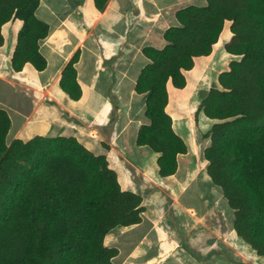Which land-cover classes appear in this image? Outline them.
Returning <instances> with one entry per match:
<instances>
[{"label": "trees", "instance_id": "16d2710c", "mask_svg": "<svg viewBox=\"0 0 264 264\" xmlns=\"http://www.w3.org/2000/svg\"><path fill=\"white\" fill-rule=\"evenodd\" d=\"M108 3L92 0L98 13ZM39 5L40 0H0V47L2 27L21 21L12 72L27 64L36 71L47 66L39 42L49 26L36 15ZM175 17L178 26L164 31L162 49H142L149 63L140 71L135 92L144 96L147 122L138 129L136 145L158 154L160 177L176 173L177 156L187 147L167 112V84L184 88V72L193 68L195 58L211 54L229 22L224 50L238 59L218 75V86L201 103L204 116L215 121L203 157L211 183L233 210V232L264 257V0H206L205 6L189 5ZM79 56L77 50L59 80L73 101L83 94L75 68ZM120 56L112 58L114 63ZM112 60H101L100 66L113 71ZM10 126L0 108V264H115L119 251L104 240L117 228L141 223L142 196L123 190L105 155H95L75 137L37 135L7 144Z\"/></svg>", "mask_w": 264, "mask_h": 264}, {"label": "crops", "instance_id": "0c3cea01", "mask_svg": "<svg viewBox=\"0 0 264 264\" xmlns=\"http://www.w3.org/2000/svg\"><path fill=\"white\" fill-rule=\"evenodd\" d=\"M189 5L205 6L206 0H109L106 9L99 13L97 18L100 15H108V17L112 18L108 25L109 30L116 38L128 39L131 44L130 51L118 59L114 64L115 68L113 71L109 67H101L100 61L102 58L98 57H91L87 63L80 59L75 64L77 80L84 90V97H88V99L94 97V91H96L98 97L105 99L106 97L114 98V105L118 115L114 128L112 129L109 123L103 126L92 125L91 129L85 130V134L82 135L83 142L80 143L92 151L86 145L89 144L90 146V143L94 140L100 146V149L96 148L97 151L92 152L95 155H105L109 166L117 172L118 180L119 178L121 180V172L123 171L122 167L120 168V164L124 168L132 169L133 167L138 170L140 166L148 163L147 161L152 157V154H155L147 146L136 145L137 132L143 123L142 115L145 105L144 96L135 92V84L141 69L149 63V60L142 54V49L146 46L162 49L166 45V41L163 38L164 31L171 26H178L175 13ZM136 16H139L138 19L133 27L129 28V22H132ZM20 27L21 21L18 19L10 21L2 27L4 43L0 47V108L8 113L11 121L10 130L6 137L7 144H10L14 139L28 141L37 135L56 136L48 134L52 122L56 120V116L54 117V114H52V106L66 110L73 107L76 110L78 107L72 105L79 103V101L69 99L59 87L61 72L68 62L61 63L60 58L52 50L51 46H48L45 52H42L39 48L40 53L47 62V66L43 71H36L29 64L25 65L23 70L18 73L10 70V60ZM227 32V37L223 38L225 41L221 40L220 36L210 55L194 59V66L191 69L192 73L191 71H188V73L184 72L187 77L185 79L186 85L189 86L187 87L188 89L185 88L186 86L182 89H176L169 83L167 84L168 96L171 91H178L182 96L190 94L188 92L192 91L191 89L196 83L195 80L198 77H203L207 69L213 66L215 49L218 46L224 49L223 42L226 43L230 38L229 36H231L229 26ZM226 54L233 59L235 58L228 53ZM197 62L200 64L198 68L202 67V71H197ZM189 76L190 78L193 77L194 83L192 86L189 85ZM49 79H51L53 94L47 101L45 96L39 93V89H44L47 85L46 81ZM16 86L29 89L30 95ZM9 95L18 96L22 103L30 105V109L22 111L18 102L16 104L10 102L8 99ZM169 106L170 102H168L167 109ZM171 118L173 130H176L175 132L178 135L183 134L185 136L188 133V131L186 133L185 127L180 122L176 123L175 118ZM130 122L137 124L132 127ZM29 127L30 132L27 131ZM183 141L185 142L184 139ZM102 144H106L107 148H104ZM187 155L188 153L178 155L177 170L185 165V157ZM180 157H183L182 162H180ZM205 171L206 166L204 167V172H197V174L202 173V180L205 186L209 188L212 185L220 189L211 183L210 178H206ZM137 172L141 173L140 177L142 176L143 180L153 176L165 179L158 175L156 161L150 175L140 170ZM130 182L132 181L128 179L124 187L119 183L123 190L147 194L136 187H132ZM161 191L155 188L150 191L153 194H147L146 197H142L144 212L141 215L142 221L140 224L117 228L121 232L117 237L116 243L113 244L119 251L118 255L113 259L115 264V260L122 259L121 257L124 254L125 258H127L125 262L127 264L136 262L138 264H226V262L228 264H264V257L258 256L248 244L234 234L233 218L228 222H223L224 224L222 225L221 223L216 225L212 216L205 217L207 212L203 211V206L200 204L191 206L193 212H189L191 217L189 216L190 220H187V223L189 222L188 228L186 226L187 230L189 229L191 232L189 231L188 233L187 231L183 239L178 237L171 238V236L166 234V229L164 228V230L155 229V232L146 234L152 226L155 227L157 224H161L167 212L171 213L173 218H175L174 220H176L177 215L183 214L184 209L188 211L190 208V206H180L178 208L179 206L177 205L173 206L164 203L158 195V193H163ZM154 192L157 195H154ZM150 198L152 201L154 200V203L151 205V210L147 211V204ZM213 205L222 214H225L228 208L227 204L215 200H213ZM199 216H203V218ZM228 241L232 242L227 244ZM228 247H232L235 260L227 257L226 251ZM243 253L247 254L248 259L243 260ZM131 259L136 262H130Z\"/></svg>", "mask_w": 264, "mask_h": 264}, {"label": "rangeland", "instance_id": "374dc122", "mask_svg": "<svg viewBox=\"0 0 264 264\" xmlns=\"http://www.w3.org/2000/svg\"><path fill=\"white\" fill-rule=\"evenodd\" d=\"M91 2L92 0H40V5L36 10V15L49 26L48 36L39 42V48L41 51L45 52L46 48L51 46L52 50H54V52L60 58L61 63L65 61L68 62L74 56L77 50L80 52L79 60L83 59L82 61L86 63L89 62L91 57L102 58V60H112L115 55L121 54L122 56L130 51V41L128 39L116 38L109 30L108 25L112 21V18L108 17V15H100L97 18L98 14L101 12H96ZM84 4L88 6V10ZM90 10H92L91 12L93 17L91 13H88ZM85 18L88 22L85 20ZM68 25L69 27H67ZM228 26L229 23H226L221 35V40H224L223 38L227 37L225 33L228 34ZM213 58V66L207 69V72L204 74L203 78L201 77L200 79V77H198L197 80H195L196 83L190 92L191 95L185 94L186 96H182L180 93H178V91H171L170 93V98H172H169L170 108L167 109V112L171 117L175 118L176 120H180V123L185 127L184 129L186 133L188 131L185 136H183V134L179 135L185 140L187 147L188 155L185 157V165L181 166L174 176H170L165 179L153 176L152 178L143 180V177H140L141 173L139 172V174L137 171H144V173L150 175L154 169V162L157 160L158 154H152V157L147 161L148 163L144 164V166H140L138 170H135L133 167L132 169L128 167L124 168L122 164H120V168L122 167L121 169L123 171L120 169L122 171V181L119 178V182L123 187L126 186V182L129 179V181H132L130 182L132 187H136L138 190H142L144 193L153 194V192L150 191L155 188L162 190L161 192L163 193H158V195L164 203L173 206L177 205L179 206L178 208H180V206H190L188 211L184 209L183 214L177 215L176 220H174L175 218H173L171 213L167 212L161 224H157L155 227L152 226L146 234L155 232V229L159 230L164 228L166 229V234L171 236V238L178 237L183 239L187 231L188 233L190 231L189 229L187 230L189 223H187V220H190L191 217L189 212H193L191 206H197L198 204L203 206L204 212H207L205 217L212 216L214 222H216V225L220 223L222 225L224 224L223 222H228L233 218V210H231L229 207L227 208L225 214H222L218 211L216 206L213 205V200L227 204L226 200L222 199L223 197L220 189L212 185L208 188V186H205L203 183L202 173L197 174V172H204L203 169L205 166H207L205 165L207 163L203 157V151L210 145V141L208 138H206V136L211 126L215 123L214 120H210L204 116L200 106L202 101L207 96L208 91L212 87L218 86V74L227 70L229 63L233 59L225 53V50L222 49L221 46H218L217 49H215ZM234 59H238V57H235ZM112 61L114 63V60ZM189 79V83L190 81L192 83V78L189 77ZM50 80L51 79L46 81L47 85L44 87V89H39V93L42 96H45L47 101L51 98V94H53ZM104 81L106 82L105 78ZM83 95L84 90L81 99L78 100L79 103H77V105H72L79 107L77 110H75L73 107H70L66 110L62 109L61 107L52 106V114H54V117L56 116V120L55 122H52V126L48 134L56 136H73L76 137L79 142H83L82 135L85 134L86 129H91L92 125L96 124L103 126L104 124L109 123L111 124V128H114L118 120L116 107L114 105V98L106 97L105 99L103 97H98L96 91H94V97H90L89 99ZM8 99L12 104H16V102H18L19 108L22 111H27V109H30V105L22 103L21 99L16 95H9ZM180 106H182L181 109ZM142 117L143 123H146L147 120L144 117V113ZM136 124L137 123L130 122V126L132 127H134ZM27 131L30 132V127L27 129ZM86 146L90 147L92 151H97L96 148L100 149V146L97 145L94 140H92L90 146L89 144ZM182 161L183 157H180V162ZM147 194L140 193L142 197H146ZM154 195H157V193L154 192ZM153 203L154 200L152 201L150 198L149 203L147 204V211L151 210V205ZM199 217L203 218V216ZM118 230L119 229H116L109 233L107 238L104 240L106 246L116 247L113 246V244L116 243L117 237L121 232ZM230 243V241L227 242V244ZM226 252L228 258L235 260L232 247H228ZM124 255L121 257L122 259L115 260L116 264H127L125 263L127 258H125ZM247 257V254L244 253L243 260H246L245 258ZM130 262L136 261H132L131 259ZM133 264L138 263L136 262ZM226 264H228V262H226Z\"/></svg>", "mask_w": 264, "mask_h": 264}, {"label": "bare ground", "instance_id": "6f19581e", "mask_svg": "<svg viewBox=\"0 0 264 264\" xmlns=\"http://www.w3.org/2000/svg\"><path fill=\"white\" fill-rule=\"evenodd\" d=\"M83 1H84V0H83ZM87 1H88V0H87ZM89 1H90V0H89ZM88 4H89V3H88ZM88 4H87V5H88ZM84 5H85V4H84ZM91 6H92V5H91ZM91 6H90V7H91ZM85 7L87 8L88 6L85 5ZM88 9H89V8H87V10H88ZM85 10H86V9H85ZM91 11H92V10H90V12L88 11V13H91V14H92ZM81 12H82V11H81ZM93 12H94V10H93ZM94 13H95V12H94ZM88 15H89V14H88ZM89 16H90V15H89ZM96 16H97V15H96ZM90 17H91V16H90ZM90 17H89V18H90ZM92 17H93V14H92ZM71 18H72V17H71ZM69 19H70V18H69ZM69 19H68V20H69ZM74 19H75V18H74ZM90 19H91V18H90ZM90 19H89V20H90ZM85 20L87 21L86 18H85ZM65 21H66V20H65ZM94 21H95V20H94ZM87 22H88V21H87ZM87 22H86V24H87ZM88 24H89V23H88ZM65 26H66V25H65ZM67 27H69V25H68ZM67 27H66V28H67ZM78 30H79V29H78ZM53 31H54V30H53ZM224 33H225V32H224ZM225 35H226V33H225ZM228 36H229V35H228ZM229 37H230V36H229ZM81 39H82V38H81ZM66 40H67V39H66ZM78 40H79V39H78ZM226 40H227V39H226ZM67 41H68V40H67ZM224 41H225V40H224ZM221 42H222V41H221ZM223 44H225V43L223 42ZM85 46H86V45H85ZM219 48H220V47H219ZM219 48H218V49H219ZM46 49H47V48H46ZM90 50H91V49H90ZM212 50H213V49H212ZM211 53H212V52H211ZM221 54H222V53H221ZM214 57H215V56H214ZM222 57H223V56H222ZM219 58H220V57H219ZM201 63H202V62H201ZM199 65H200V64L197 62L196 67L198 68ZM201 68H202V67H201ZM201 68H200V69L198 68L199 70L197 69V71H202ZM193 70H194V69H193ZM195 70H196V69H195ZM190 71H191V70H189V72H190ZM197 71H196V72H197ZM186 72L188 73V71H186ZM191 73H192V71H191ZM184 74H185V73H184ZM187 76H188V75H187ZM185 77H186V76H185ZM189 77H190V76H189ZM194 77H195V75H194ZM197 77H198V76H197ZM186 78H187V77H186ZM202 78H203V77H202ZM188 79H189V78H188ZM192 79H193V77H192ZM195 79H196V77H195ZM200 79H201V77H200ZM189 80H190V79H189ZM193 82H194V81H192V83H193ZM190 83H191V81H190ZM190 83H189V85L192 84V83H191V84H190ZM200 83H201V82H200ZM168 84H169V83H168ZM198 86H199V85H198ZM187 87H189V86L186 85L185 88L188 89ZM169 89H170V88H169ZM191 90H192V89H191ZM183 92H186V91H183ZM183 92H182V93H183ZM174 93H175V92H174ZM188 93H190V92H188ZM168 94H169V93H168ZM175 94H176V93H175ZM175 94H173V95H175ZM187 95H188V94H187ZM190 95H191V94H190ZM185 96H186V95H185ZM169 98H170V95H169ZM171 98H172V97H171ZM171 98H170V99H171ZM184 98H185V97H184ZM192 98H193V97H192ZM173 99H174V96H173ZM180 99H182V98H180ZM176 100H177V98H176ZM182 100H184V99H182ZM178 101H180V100H178ZM168 102H170V101H168ZM184 102H185V101H184ZM181 104H182V103H181ZM189 104H190V103H189ZM183 105H184V104H183ZM83 106H84V105H83ZM185 106H186V104H185ZM189 106H190V105H189ZM81 107H82V106H81ZM183 107H184V106H183ZM78 108H79V107H78ZM169 108H170V107H169ZM181 108H182V106H180V109H181ZM184 108H185V107H184ZM187 108H188V107H187ZM137 109H138V108H137ZM76 110H77V109H76ZM79 110H80V109H79ZM81 110H82V109H81ZM183 110H184V109H183ZM178 114H179V113H178ZM174 117H175V116H174ZM176 117H177V116H176ZM175 122H176V123H177V122H180V120H175ZM188 123H189V122H188ZM185 124H187V123H185ZM173 125H174V124H173ZM178 126H179V125H178ZM183 128H184V127H183ZM188 128H189V127H188ZM175 131H176V130H175ZM187 136H188V135H187ZM191 145H192V144H191ZM187 146H188V145H187ZM189 149H190V148H189ZM193 151H194V150H193ZM196 160H197V159H196ZM151 161H152V160H151ZM192 162H194V161H192ZM196 162H198V161H196ZM199 162H200V161H199ZM206 163H208V162H206ZM197 165H198V164H197ZM150 166H151V165H150ZM198 166H199V165H198ZM198 168H199V167H198ZM148 170H149V169H148ZM197 170H198V169H197ZM203 170H204V169H203ZM205 172H206V171H205ZM196 175H197V174H196ZM206 178L209 179V176L207 175V173H206ZM222 197H223V195H222ZM222 197H221V198H222ZM222 199H224V197H223ZM224 200H225V199H224ZM225 206H226V205H225ZM224 212H225V211H224ZM234 234H235V233H234ZM231 236H233V235L231 234ZM230 238H231V237H230ZM240 241H241V240H240ZM231 242H232V241H231ZM234 243H235V242H234ZM240 244H241V243H240ZM244 246H245V245H244ZM238 248H239V247H238ZM239 249H241V248H239ZM246 250H247V248H246ZM243 254H244V253H243ZM249 256H250V255H249ZM252 256H253V255H252ZM247 258H248V257H247ZM251 258H252V257H251ZM245 259H246V258H245Z\"/></svg>", "mask_w": 264, "mask_h": 264}]
</instances>
